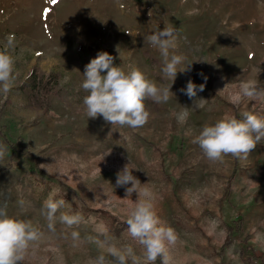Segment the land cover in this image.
Here are the masks:
<instances>
[{"label": "rangeland", "instance_id": "374dc122", "mask_svg": "<svg viewBox=\"0 0 264 264\" xmlns=\"http://www.w3.org/2000/svg\"><path fill=\"white\" fill-rule=\"evenodd\" d=\"M0 264H264V0H0Z\"/></svg>", "mask_w": 264, "mask_h": 264}, {"label": "trees", "instance_id": "16d2710c", "mask_svg": "<svg viewBox=\"0 0 264 264\" xmlns=\"http://www.w3.org/2000/svg\"><path fill=\"white\" fill-rule=\"evenodd\" d=\"M78 49L82 52L86 50L83 45H79ZM88 50H91V48L88 47ZM57 79L58 76L45 75L35 66L31 68L28 80L21 85V88L29 89L28 97L32 106L48 110L51 105L50 96L58 94V90L56 89ZM115 220V218L111 219L110 223L115 222ZM130 222L133 223V221Z\"/></svg>", "mask_w": 264, "mask_h": 264}]
</instances>
